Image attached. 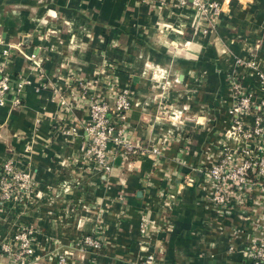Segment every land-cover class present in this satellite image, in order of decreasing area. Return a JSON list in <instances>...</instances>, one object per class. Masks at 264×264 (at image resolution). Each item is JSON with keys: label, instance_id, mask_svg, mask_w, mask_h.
<instances>
[{"label": "crops", "instance_id": "1", "mask_svg": "<svg viewBox=\"0 0 264 264\" xmlns=\"http://www.w3.org/2000/svg\"><path fill=\"white\" fill-rule=\"evenodd\" d=\"M215 1L221 11L207 17L191 0H0V67L12 80L0 108V164L10 159L35 181L27 201L0 200V264L27 261L2 247L21 227L32 229V264H56L63 252L67 264H139L148 254L154 264H243L244 248L264 239V177L217 205L201 171L226 147L264 151V127L248 139L228 134L230 77L264 93L256 74L264 0ZM20 78L28 83L17 91ZM111 84L130 90L119 125L135 149L109 152L104 173L83 156L89 111L80 94L110 102ZM239 120L251 128L255 115ZM87 234L99 250L79 247Z\"/></svg>", "mask_w": 264, "mask_h": 264}, {"label": "built area", "instance_id": "2", "mask_svg": "<svg viewBox=\"0 0 264 264\" xmlns=\"http://www.w3.org/2000/svg\"><path fill=\"white\" fill-rule=\"evenodd\" d=\"M176 5L184 7L188 5V0H176ZM191 5L193 11L200 16H218L221 11V4L215 0H191ZM2 54L10 56V48H4ZM246 62L249 67L257 68L253 59ZM256 74L258 83L264 90V71L257 70ZM11 81L10 74L3 66L0 67V108L6 105L7 94L12 87ZM230 82L236 101L229 109L233 124L228 134L236 140L258 135L264 127V93L257 97L253 91H246L235 77H232ZM26 83H28L26 79L20 78L16 84L17 91ZM129 96L128 88L119 87L117 90L115 89L114 99L110 104L102 98L94 97L86 90L80 94V98L87 102L89 111L88 121L83 128L86 138L83 156L93 163L95 169L101 172L107 173L112 168L109 152L123 150L126 154L135 149L127 139L125 129L119 125L131 106ZM60 102L67 103L64 98ZM19 103L18 97L12 99L14 106ZM259 112L262 113V116H259ZM250 113L255 115V124L251 128H245L239 117ZM110 144L114 145L115 149H109ZM161 144L164 146L167 143ZM147 149L155 156L161 153L159 146ZM201 171L204 172L205 180L209 185V199L217 205H223L228 200L230 190H246L254 184H258V181L253 180L254 177H264V151H254L250 148L223 149L215 161ZM34 183L32 173L29 170L18 168L12 160L6 159L0 164L1 201L18 203L27 201L35 192ZM141 232H145V227L141 228ZM31 233L32 229L29 227H21L13 234L11 243H14L18 249H22L21 252L17 249V256L21 260L25 258L21 257L24 253L27 257L32 251ZM9 244H4V248L10 246ZM79 245L81 249L90 248L96 251L102 247V242L97 236L87 234L81 239ZM244 250L245 262L243 264H264V239H255ZM67 262L66 252L57 255L56 264H67ZM154 262V255L148 254L139 264H154Z\"/></svg>", "mask_w": 264, "mask_h": 264}, {"label": "rangeland", "instance_id": "3", "mask_svg": "<svg viewBox=\"0 0 264 264\" xmlns=\"http://www.w3.org/2000/svg\"><path fill=\"white\" fill-rule=\"evenodd\" d=\"M36 23L38 22V23H40L41 25H46V21L45 20H43V19H39V20H36L35 21ZM48 24V23H47ZM68 26H69V24H68ZM36 29L38 30L37 31V35L39 36V33H40V31H41V29L38 27V24L36 25ZM40 30V31H39ZM46 32H48V31H46L45 30V33ZM41 36V35H40ZM234 72V71H233ZM230 75H232V72H231V74ZM232 77H230V79H231ZM229 83H228V90H229V92L233 95L234 94V90L232 89V87H231V82L230 81H228ZM91 85H94V87H96V85H97V83H96V81H93V83L91 84ZM165 86H167V85H165V84H163L162 85V87H163V89L164 88H166ZM168 87V86H167ZM108 88H114V89H118V87L116 86V84H111V85H109V87ZM87 90V89H86ZM84 90L82 89L81 90V93L83 92ZM99 91V90H98ZM166 91V90H165ZM128 92L130 93V90L128 89ZM98 95H95V97H97ZM101 98V97H100ZM129 99L131 100V96H129ZM109 102V101H108ZM112 102L113 101H110V104H112ZM223 148V147H222ZM230 148H232V147H226L225 149H230ZM151 153V152H150ZM9 244V243H8ZM32 244V243H31ZM4 245V244H3ZM2 245V247H3V249H4V251L5 252H7L8 254H10L11 256H13L14 258H15V260H20L21 262L24 260H27L26 262H24L25 264H32V263H34V262H36V260H37V258H38V256L37 255H35V251H34V249H33V247H32V251H31V253H29L28 255L29 256H25L26 255V253H24L21 257H25L23 260H21V258H19L17 255H18V253H17V246H15L14 245V243H10L9 245L10 246H7L6 247V249L4 248V246ZM15 249V250H14ZM14 250V251H13ZM21 250L22 249H18V251H20L21 252ZM18 263H19V261H18ZM17 263V264H18ZM20 264V263H19Z\"/></svg>", "mask_w": 264, "mask_h": 264}]
</instances>
